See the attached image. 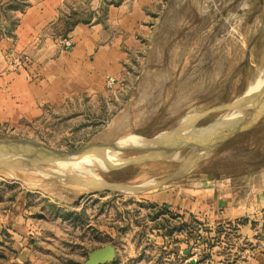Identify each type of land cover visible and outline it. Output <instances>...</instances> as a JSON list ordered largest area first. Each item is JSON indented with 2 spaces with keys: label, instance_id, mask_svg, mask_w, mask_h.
<instances>
[{
  "label": "rangeland",
  "instance_id": "1",
  "mask_svg": "<svg viewBox=\"0 0 264 264\" xmlns=\"http://www.w3.org/2000/svg\"><path fill=\"white\" fill-rule=\"evenodd\" d=\"M27 3L0 0V37ZM150 16V29L125 43L129 57L112 86L106 79L0 123L2 139L105 154L75 169L79 159L0 165V264H86L108 243L117 255L105 264L232 263L227 246L210 247L208 225L201 241L187 231L181 245L171 237L162 248L149 220L160 216L174 236L183 216L156 194L241 177L264 161V0H155Z\"/></svg>",
  "mask_w": 264,
  "mask_h": 264
},
{
  "label": "crops",
  "instance_id": "2",
  "mask_svg": "<svg viewBox=\"0 0 264 264\" xmlns=\"http://www.w3.org/2000/svg\"><path fill=\"white\" fill-rule=\"evenodd\" d=\"M154 2L28 0L17 26L0 37V123L39 115L44 106L102 86L108 74L118 75L129 57L125 43L150 29ZM67 29L72 47L63 43ZM24 54L28 62L18 68L10 65V57ZM246 119L251 121L250 116ZM244 125L233 126L232 132ZM154 199L166 200L168 210L183 216L174 236L168 226L157 224L160 216L149 220V236L162 248L172 243L171 237L181 245L187 231L201 241L206 224L212 250L227 246L230 251L232 263L227 264H264V161L241 177L194 188L179 184ZM219 236L221 246L215 245Z\"/></svg>",
  "mask_w": 264,
  "mask_h": 264
},
{
  "label": "water",
  "instance_id": "3",
  "mask_svg": "<svg viewBox=\"0 0 264 264\" xmlns=\"http://www.w3.org/2000/svg\"><path fill=\"white\" fill-rule=\"evenodd\" d=\"M234 105L247 106L248 104L240 101ZM238 127L236 130H239ZM165 140H159L157 147L153 150L155 153H159L164 147ZM115 146V145H114ZM91 146H84L76 149L66 150L55 148L48 144L26 140V139H13L6 140L0 138V165L4 164H29L35 168L39 164H52L55 167H59L64 162L77 161L83 156H89L91 158L90 148ZM173 148V147H172ZM172 148L170 151H172ZM151 148L148 147V151ZM104 157V153L102 155ZM117 157L115 156V159ZM130 159H123V163ZM109 167H114L111 163ZM117 255L116 246L112 243H108L104 246L98 247L89 252L86 264H105L115 260Z\"/></svg>",
  "mask_w": 264,
  "mask_h": 264
},
{
  "label": "bare ground",
  "instance_id": "4",
  "mask_svg": "<svg viewBox=\"0 0 264 264\" xmlns=\"http://www.w3.org/2000/svg\"><path fill=\"white\" fill-rule=\"evenodd\" d=\"M242 121H243V120H242ZM130 137H131V136H130ZM162 137H163V136H162ZM131 138H132V139L129 140V141H132V140H133V137H131ZM139 139H141V138H139ZM143 139H144V141H145L146 138H143ZM136 140H137V139H136ZM147 140H148V139H147ZM147 140H146V141H147ZM124 141L126 142V140H124ZM134 141H135V139H134ZM134 141H132V142H134ZM144 141H143V142H144ZM156 141H157V140H156ZM138 142H140V141H138ZM138 142H136V143L134 142V143L137 144ZM147 142H148V141H147ZM149 142H150V141H149ZM140 143H141V142H140ZM140 143H138V145H139ZM146 144H147V143H146ZM140 145H142V143H141ZM143 145H144V144H143ZM143 145H142V146H143ZM174 145H175V144H174ZM213 145H214V144H213ZM121 146H122V145H121ZM144 146H145V145H144ZM94 148H96V147H94ZM170 148H172V147H170ZM89 151H90V153H91L90 156H91L92 159H94V160H101V159L103 158V157H101V156L103 155V153H101V151L99 150V148H98V149H93V146H92V149L90 148ZM204 152H205V151H204ZM104 155H105V154H104ZM201 155H202V154H201ZM88 158H90V157H89V156H83V157H81V158L78 160V162L75 163L77 167L74 166V169H75V168H79V167L82 168L83 165H86V164H87L86 161H88V160H85V159H88ZM109 158H110V157H109ZM103 160H104V159H103ZM106 160H107V159H106ZM111 160H112V159H110V161H111ZM73 162H74V161H73ZM97 162H98V161H97ZM106 162H107V161H106ZM106 162L103 163V162L101 161V162H99V163H100V164H107ZM66 163H67V162H66ZM71 163H72V162H71ZM71 163H68V164L70 165ZM62 164H63V163H62ZM77 164H78V165H77ZM121 164H122V159H118V160H115V161L113 162V165H114L115 167H116V166H121ZM72 165H73V164H72ZM72 165H70V167H71ZM67 166H68V165L65 164V165H64V168L67 169V168H68ZM61 167H62V166H61ZM61 167H60V168H61ZM62 168H63V167H62ZM62 168H61V170H59V171H62ZM64 168H63V170H65ZM72 168H73V167H72ZM72 168H71V169H72ZM83 168H86V167H83ZM71 169H70V170H71ZM70 170H69V171H70ZM76 170H77V169H76ZM72 171H74V170H72Z\"/></svg>",
  "mask_w": 264,
  "mask_h": 264
},
{
  "label": "built area",
  "instance_id": "5",
  "mask_svg": "<svg viewBox=\"0 0 264 264\" xmlns=\"http://www.w3.org/2000/svg\"><path fill=\"white\" fill-rule=\"evenodd\" d=\"M63 43L66 47H72L73 46V41L70 37H65L63 38ZM30 59L28 54H24V55H14L12 57H10L9 63L10 65H12L13 67L18 68L19 66L24 65L26 62H28V60ZM107 83L112 86L115 81H116V77L114 75L108 74L107 77Z\"/></svg>",
  "mask_w": 264,
  "mask_h": 264
},
{
  "label": "trees",
  "instance_id": "6",
  "mask_svg": "<svg viewBox=\"0 0 264 264\" xmlns=\"http://www.w3.org/2000/svg\"><path fill=\"white\" fill-rule=\"evenodd\" d=\"M68 31H69V30L67 29V31L64 33L65 37H66ZM153 206H154V205H153ZM154 217H158V216H154ZM186 225H188V224L186 223L185 226H186ZM175 228H176V227H175ZM173 231H174V228H172L171 230H169V231H168V234H172Z\"/></svg>",
  "mask_w": 264,
  "mask_h": 264
}]
</instances>
